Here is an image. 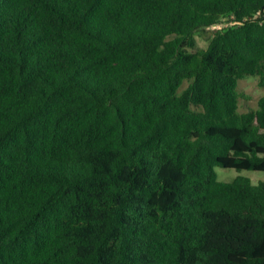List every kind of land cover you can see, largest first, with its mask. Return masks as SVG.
I'll return each mask as SVG.
<instances>
[{
    "label": "trees",
    "instance_id": "trees-1",
    "mask_svg": "<svg viewBox=\"0 0 264 264\" xmlns=\"http://www.w3.org/2000/svg\"><path fill=\"white\" fill-rule=\"evenodd\" d=\"M248 76L264 0H0V264H264Z\"/></svg>",
    "mask_w": 264,
    "mask_h": 264
},
{
    "label": "rangeland",
    "instance_id": "rangeland-1",
    "mask_svg": "<svg viewBox=\"0 0 264 264\" xmlns=\"http://www.w3.org/2000/svg\"><path fill=\"white\" fill-rule=\"evenodd\" d=\"M207 41L203 38H196V50L205 48ZM184 84L183 86H185ZM237 88L243 92L245 95L249 96V100H239L238 110L239 112H246L249 109H255L257 107V100L264 96V88H259L257 86L256 77H245L238 82ZM217 179L223 182H230L237 177L248 178L253 184L258 182H264V172L258 171H236L232 169H222L219 167L215 168Z\"/></svg>",
    "mask_w": 264,
    "mask_h": 264
}]
</instances>
